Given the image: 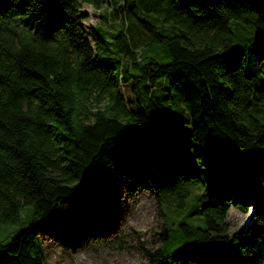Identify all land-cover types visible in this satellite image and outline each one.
<instances>
[{
    "label": "trees",
    "instance_id": "trees-1",
    "mask_svg": "<svg viewBox=\"0 0 264 264\" xmlns=\"http://www.w3.org/2000/svg\"><path fill=\"white\" fill-rule=\"evenodd\" d=\"M84 4L103 21L86 27ZM260 75L264 0H0V264H47L42 235L69 248L110 225L131 151L160 169V202L195 196L183 245L167 251L166 227L149 264H264ZM231 206L247 227L230 232Z\"/></svg>",
    "mask_w": 264,
    "mask_h": 264
},
{
    "label": "rangeland",
    "instance_id": "rangeland-1",
    "mask_svg": "<svg viewBox=\"0 0 264 264\" xmlns=\"http://www.w3.org/2000/svg\"><path fill=\"white\" fill-rule=\"evenodd\" d=\"M85 5L90 4H84L82 8L89 15L87 20L90 22L85 24L86 20L83 21L86 27L103 21L97 8L92 5L95 11H89ZM241 35H237L239 39L235 42L239 47L248 42V33ZM245 51V61L249 66L252 55L248 49ZM263 83L261 75L258 76L257 85L262 86ZM120 91L127 99L133 96L127 85H121ZM106 103V99L93 103L90 100L88 106L96 111ZM128 156L131 161L127 166H116L108 175L107 193L114 202L110 213L111 224L80 229L79 243L69 248H64L55 237L42 235L47 264H149L147 250L153 252L162 246L166 227L170 228V239L164 243L167 251L183 245L186 237L180 235L178 222L195 201L194 194H191L184 208H179L175 201L160 202L150 188L147 176V173L154 176L160 169L150 164L145 171L136 152L131 151ZM195 191H202V188ZM251 219L252 211L244 213L231 206L227 215L230 232L247 227Z\"/></svg>",
    "mask_w": 264,
    "mask_h": 264
},
{
    "label": "clouds",
    "instance_id": "clouds-1",
    "mask_svg": "<svg viewBox=\"0 0 264 264\" xmlns=\"http://www.w3.org/2000/svg\"><path fill=\"white\" fill-rule=\"evenodd\" d=\"M87 10H89V11H95V9L93 8V6L92 5H85L84 6ZM90 21H88V20H86L85 21V24H88ZM93 23H94V21H92ZM249 212H251V209L249 210Z\"/></svg>",
    "mask_w": 264,
    "mask_h": 264
},
{
    "label": "built area",
    "instance_id": "built-area-1",
    "mask_svg": "<svg viewBox=\"0 0 264 264\" xmlns=\"http://www.w3.org/2000/svg\"><path fill=\"white\" fill-rule=\"evenodd\" d=\"M98 10L100 11V14H101V10H102V9H98Z\"/></svg>",
    "mask_w": 264,
    "mask_h": 264
}]
</instances>
